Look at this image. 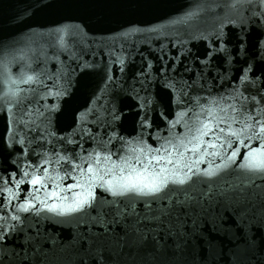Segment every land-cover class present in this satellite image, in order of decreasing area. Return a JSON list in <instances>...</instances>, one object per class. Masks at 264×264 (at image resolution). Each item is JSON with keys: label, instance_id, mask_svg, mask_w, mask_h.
Instances as JSON below:
<instances>
[{"label": "water", "instance_id": "1", "mask_svg": "<svg viewBox=\"0 0 264 264\" xmlns=\"http://www.w3.org/2000/svg\"><path fill=\"white\" fill-rule=\"evenodd\" d=\"M172 82L176 98L182 86L186 95L209 99L235 90L243 92L252 115L264 113V0H0V111L9 124L18 121L16 147L22 149L0 163V184L3 170L50 178L42 191L29 189L24 199L0 205V226L8 233L0 241V264H264V181L256 177L253 183L246 171L229 168L214 177L213 220L203 239L182 254L137 245L123 226L105 228L81 213L45 211L71 203L81 191H67L65 184L76 181L60 178L69 165L83 163L71 159L73 150L87 158L94 148L100 151L93 137L108 142L111 111L122 109L118 132L127 139L140 130L144 112L153 122L145 136L165 134L157 113L168 104L161 85ZM158 98L163 106L153 112ZM51 105H57L54 118L41 123L40 114ZM137 105L143 111L134 119ZM172 110L180 111L175 99ZM22 115L35 121L31 131ZM196 118L191 115L190 122ZM4 126L0 116V132ZM182 130V125L173 129ZM14 132L17 124L8 135ZM57 153L69 165L57 162ZM176 159L182 164L195 157L186 153ZM71 175L86 180L79 171ZM13 192L20 193L14 184L3 195ZM22 203L37 207L25 214L17 211Z\"/></svg>", "mask_w": 264, "mask_h": 264}, {"label": "snow or ice", "instance_id": "2", "mask_svg": "<svg viewBox=\"0 0 264 264\" xmlns=\"http://www.w3.org/2000/svg\"><path fill=\"white\" fill-rule=\"evenodd\" d=\"M221 39L223 37H217L218 41ZM147 67L146 64L145 68ZM239 79L244 81L246 78L241 75ZM161 87L168 96V104L163 106L158 98L151 111L156 112L158 107H165L164 111L157 113L158 117L163 118L165 134L155 135L149 131L147 137L145 136L144 130L151 129L153 122L147 112H144L139 119L140 130L137 132L134 129V134L130 133L131 138L127 139L118 132L122 109L111 111L110 130L113 135L108 136L111 147L103 139L97 140L93 137L99 152L94 148L84 158L73 150L71 159H80L82 164L69 165V161L57 153V162L63 161L65 165H69L65 168V176L60 179L76 181L74 184H65V189L71 192L80 188L81 191L76 193L71 203L48 207L45 211L60 216L81 213L92 223L104 224L105 228L109 223L123 226L126 237L133 243L153 249L170 250L175 255L184 253L193 241L199 242L203 239L205 226L213 220V200L209 194L214 177L220 172L229 168L233 171H246L251 174L249 178L253 183L256 177L264 181V113L252 115V109L244 103L246 98L243 92L237 94L233 90L232 94H220L218 98L209 99L186 95L182 86L179 97L176 98L172 91L177 87L176 82L171 85L166 83ZM59 95L57 92V96ZM229 96L233 102L229 101ZM174 99L179 112L172 110ZM205 103L208 107L204 106ZM137 107L139 110L134 119L141 117L143 111L139 105ZM197 107L200 109L199 113H195ZM27 111L25 108L24 113ZM56 111L57 105H51L45 113L40 114V122L51 123ZM193 114L197 118L195 122H190ZM0 116L5 120L3 132H0L2 163L7 157L22 152V149L16 147L20 131L18 121L13 119L11 122L17 124V132L8 135L11 124L6 112L0 111ZM174 116L179 118L174 119ZM200 116L205 119H199ZM20 120L29 131L36 126L30 117L22 115ZM181 125L182 131H173ZM156 128L159 130L160 125H156ZM61 140L72 143L63 137ZM186 153H192L195 159L191 163H178L176 157L182 159ZM114 156L120 163L113 160ZM217 160L220 161L219 164ZM206 161L211 165L210 169L201 170L196 167ZM39 170L45 173L47 171L42 165ZM76 171L86 177L84 182L71 175ZM2 175L4 179L3 184H0V205L5 200L11 202L13 197L17 200L24 199V193L29 192V189L42 191L46 180L50 179L29 170H13L11 173L3 170ZM13 184L20 189V193L13 192L12 196H4L3 192L11 191ZM231 187L241 190L239 185ZM35 192L32 199H35ZM63 199L67 200L68 197ZM35 207V204L26 206L22 203L17 211L28 214ZM11 219L18 221L21 217L12 216ZM0 234V241L7 239L8 233L3 226H0Z\"/></svg>", "mask_w": 264, "mask_h": 264}]
</instances>
